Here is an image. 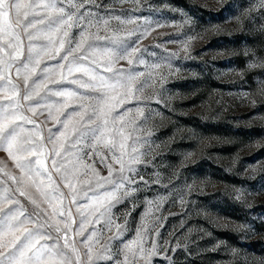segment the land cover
Masks as SVG:
<instances>
[{
  "label": "snow or ice",
  "instance_id": "obj_1",
  "mask_svg": "<svg viewBox=\"0 0 264 264\" xmlns=\"http://www.w3.org/2000/svg\"><path fill=\"white\" fill-rule=\"evenodd\" d=\"M218 2L224 11L233 7H225L226 0ZM163 7L181 12V27L192 24L183 10L167 3ZM262 9L264 0H258L256 10ZM140 19L114 15L96 0H0V151L18 170H7L0 160V264H152L158 254L154 238L145 246L153 233L160 236L146 220L167 201L163 195L145 197L135 234L124 238L129 217L139 206L137 194L153 184L168 189L159 172L149 180L143 170L152 165L155 156L146 157L159 145L125 131L129 124L141 131L151 110L146 115L139 103L126 105L149 81L155 83L154 76L160 75L162 86L166 78L157 70L164 63L171 69L168 62L178 53L148 63L143 57L148 48L141 42L155 28L146 20L141 29ZM113 20L125 27L110 30ZM132 24L134 29L126 28ZM198 36L181 41L186 59L191 58L190 41ZM122 61L127 68L117 67ZM249 67L264 68V59ZM259 94L264 97V88ZM45 112V120L37 123L34 117ZM49 120L56 130L48 128L44 136L41 125ZM28 124L33 127L26 128ZM153 134L150 130L146 135ZM97 162L107 175H101ZM187 188L193 190L192 185ZM243 196L244 190L235 189L237 200ZM126 202L130 207L119 215L113 212ZM180 204H186L183 196ZM121 217L123 223H118ZM161 219L166 218H156ZM105 232L111 235L101 243Z\"/></svg>",
  "mask_w": 264,
  "mask_h": 264
},
{
  "label": "rangeland",
  "instance_id": "obj_2",
  "mask_svg": "<svg viewBox=\"0 0 264 264\" xmlns=\"http://www.w3.org/2000/svg\"><path fill=\"white\" fill-rule=\"evenodd\" d=\"M96 2L106 5L114 15L142 17L137 21L141 29L147 26L146 20L152 22L155 30L141 42L148 48L143 53L148 63H160L162 57L178 53L168 62L171 69L164 63L157 70L166 78L163 85L160 75L154 76L155 83L149 81V86L136 93L137 99L126 105L139 103L146 115L151 110L141 131H134L131 124L125 131L159 145L146 157L155 156L152 165L143 170L149 180L151 173L159 172L168 189L153 184L137 194L139 206L129 217L130 231L124 238L135 234L145 211V197L152 200L160 194L167 201L146 220L160 232L159 237L153 233L146 241V247L151 246L153 238L160 246L152 264H264V172L260 170L264 166V97L259 94L264 88V68L249 67L264 59V9L256 10L258 0H226L225 7L233 5L229 11L222 10L218 0ZM165 3L187 13L192 24L181 27V12L170 11L163 7ZM157 21L164 26L155 27ZM122 27L113 20L110 30ZM197 33L199 36L189 43L191 58L186 59L181 41ZM169 39L176 42L164 43ZM158 44L162 46L156 47ZM153 52L156 55L150 54ZM120 66L128 67L124 61ZM139 70L143 71V66ZM46 116L45 112L34 119L40 123ZM129 116L135 118V113ZM53 125L51 120L41 125L42 135L47 136L48 128L55 131ZM150 130L154 134L147 136ZM0 160L7 170L18 171L3 151ZM96 168L107 175L99 162ZM187 185H192L191 192ZM235 189L244 190L240 200L235 198ZM181 196L186 201L183 206ZM20 199L31 211L28 201ZM126 207H130L127 202L113 212L119 215ZM157 217L166 219L157 221ZM117 222L123 223V217ZM110 235L105 232L101 243Z\"/></svg>",
  "mask_w": 264,
  "mask_h": 264
}]
</instances>
